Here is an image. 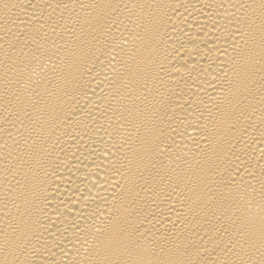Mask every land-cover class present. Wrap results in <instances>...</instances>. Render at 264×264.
I'll return each instance as SVG.
<instances>
[{"label":"bare ground","instance_id":"6f19581e","mask_svg":"<svg viewBox=\"0 0 264 264\" xmlns=\"http://www.w3.org/2000/svg\"><path fill=\"white\" fill-rule=\"evenodd\" d=\"M0 264H264V0H0Z\"/></svg>","mask_w":264,"mask_h":264}]
</instances>
